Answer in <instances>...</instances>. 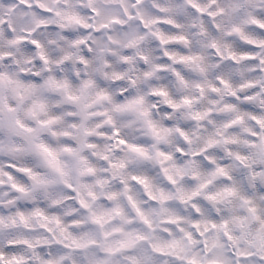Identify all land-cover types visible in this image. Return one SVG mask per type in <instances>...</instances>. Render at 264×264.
Segmentation results:
<instances>
[{
  "label": "clouds",
  "instance_id": "9594fccd",
  "mask_svg": "<svg viewBox=\"0 0 264 264\" xmlns=\"http://www.w3.org/2000/svg\"><path fill=\"white\" fill-rule=\"evenodd\" d=\"M0 264H264V0H0Z\"/></svg>",
  "mask_w": 264,
  "mask_h": 264
}]
</instances>
